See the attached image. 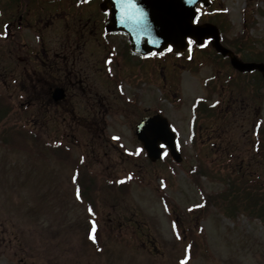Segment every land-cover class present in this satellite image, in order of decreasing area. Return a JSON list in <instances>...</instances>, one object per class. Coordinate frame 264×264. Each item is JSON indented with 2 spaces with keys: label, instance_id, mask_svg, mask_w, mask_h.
Instances as JSON below:
<instances>
[{
  "label": "rangeland",
  "instance_id": "rangeland-1",
  "mask_svg": "<svg viewBox=\"0 0 264 264\" xmlns=\"http://www.w3.org/2000/svg\"><path fill=\"white\" fill-rule=\"evenodd\" d=\"M211 9L212 18L208 20L224 28L228 40L244 28L250 39L264 40V0H217ZM257 9L261 13L256 14ZM220 11L224 16L218 20ZM245 14L253 17L247 20ZM211 52L206 58L196 54L194 62L176 61L182 83L175 92L165 89L161 80L147 72L142 110L114 109L98 119L84 112L80 99L78 103L74 100L81 119L69 115L64 125L69 124L78 142L73 145L71 163L55 161V152L47 149L43 140L37 146L38 153L12 148L8 137L25 131L17 125L38 132L47 143L48 139L58 138L63 128L48 126L45 118L31 119L23 110L15 115L11 105L6 117L10 125L4 129L5 125L0 124V264H264V223L246 214L229 218L220 207L207 203L208 197L215 196L224 185L214 175L218 154L205 142L208 137L211 142H219L216 135L230 132L225 137L237 143L233 162H247L249 147L244 139L252 130L253 111H261V107L256 104L245 113L235 110L225 117L217 111L212 119L201 113L197 129L206 133L200 130L198 150L187 132L196 100L223 98L218 92L220 80L210 82L209 87L204 84L217 61ZM212 86L218 91L210 89ZM157 110L172 121L179 133V148L185 157L181 164L168 154L159 162H150L134 133L139 115ZM114 136L119 139L115 146L130 150L135 154L133 159H121L120 149L106 145ZM92 149L96 151L90 156ZM82 156L87 158L85 165L91 172L104 171L107 178H131L132 174L136 178L120 193L105 183L90 185V191L100 187L102 201L96 211L103 216L102 221L99 216L97 220L101 224L97 245L87 238L89 219L85 208L74 200L68 181L77 165L75 160ZM196 166L198 170L191 174ZM203 171L211 177L203 176ZM163 197L168 199L167 204ZM191 242L193 253L189 251Z\"/></svg>",
  "mask_w": 264,
  "mask_h": 264
},
{
  "label": "flooded vegetation",
  "instance_id": "flooded-vegetation-1",
  "mask_svg": "<svg viewBox=\"0 0 264 264\" xmlns=\"http://www.w3.org/2000/svg\"><path fill=\"white\" fill-rule=\"evenodd\" d=\"M105 6L106 0H0V96H6L3 100L12 103L15 115L18 106V110L29 112L31 119L45 118L48 126L58 127L57 130L63 128L58 138L48 139L51 149H62L60 157L54 153L53 159L57 162L59 159L71 163L72 156L68 153L71 154L73 145H78L74 134L69 131V124L64 126L67 116H80L77 114L79 105L74 100L80 99L86 114L102 119L114 109L142 110L146 73L149 71L152 77L162 81L161 86L170 91L175 92L182 83L176 58L167 60L162 74L161 58L157 56L174 52H138L130 33L110 28L109 7ZM212 50L210 47L193 49L190 51L192 56L181 60L194 62L196 54L206 58ZM58 91H62L65 97L60 99L63 94ZM191 112L189 136L205 134L206 131L191 124L192 107ZM158 113L162 112L157 110L150 114L146 111L138 119ZM103 137L101 134L100 139ZM117 138L110 137L106 145L120 149L115 146ZM91 151L90 156L96 150ZM123 154L121 151L120 157L125 160ZM102 160L104 157L99 161L100 166ZM103 173L73 170L68 180L74 200L85 208L90 225L98 220V216L103 219L101 214H96L102 206L100 187L90 191V185L103 184L106 179L112 183L115 181L114 177L107 178ZM92 175L94 180H90ZM109 189L119 193L124 191L121 183L109 185ZM77 190L83 201L77 197ZM89 207L94 215L89 213ZM96 225L99 235L101 224Z\"/></svg>",
  "mask_w": 264,
  "mask_h": 264
},
{
  "label": "trees",
  "instance_id": "trees-1",
  "mask_svg": "<svg viewBox=\"0 0 264 264\" xmlns=\"http://www.w3.org/2000/svg\"><path fill=\"white\" fill-rule=\"evenodd\" d=\"M255 13L261 12L257 9ZM245 15L246 19L253 17V14L251 16ZM223 16V13H219L218 20ZM221 31L223 32V42L232 47L235 53L239 54L244 60L264 63V40L250 39L246 28L240 35L233 37L231 40L226 38L224 28H221ZM216 60V63L222 62L223 64L214 67L215 77L211 78L210 82L220 80L219 92L221 95L223 94V98L221 101L214 103L212 107L205 108L206 110L202 108L201 111L196 112V115L199 113L198 118L201 117L202 113L204 118L212 119L216 116L217 111L224 114V117L232 116L236 113L235 110L245 113L256 104H259L261 111L257 109L253 111L252 130L244 139L245 144L247 143L249 147L250 159L247 162H233L237 156V143L229 136L227 137L229 139L225 137L230 132L216 135V140L219 142H211L210 137L206 139V144L210 145V149L218 154L214 162L217 165L216 173H214L217 176L215 179L224 185L223 190L213 197H208L207 203L212 202L213 205L220 207L223 214L229 218L235 219L234 217L238 214H246L258 218L264 223V79L261 73L257 71L243 74L234 71L231 69L229 60L222 56L217 57ZM228 71L230 73H227ZM221 72L224 73L220 75ZM212 87L213 90L217 89L216 86ZM223 103L226 104L225 107ZM199 104H197V107L203 105L200 102ZM11 107L9 104L0 101V124L5 125L4 129L7 125H10L7 123L6 117L9 115ZM16 111L20 112L19 110ZM200 124L198 122V125ZM17 128H23V126L19 127L17 125ZM13 129L16 130L15 127ZM23 130L26 131H24V134H20L18 131V135L13 134L12 138L8 137L7 142L13 146L12 148L27 149L32 153H38V135L33 134L26 128H23ZM196 146L199 149L197 142ZM255 167L261 169L257 170ZM196 169L198 170V167H195ZM202 175L211 177L206 171H203ZM163 199L167 204L168 199L164 197Z\"/></svg>",
  "mask_w": 264,
  "mask_h": 264
},
{
  "label": "water",
  "instance_id": "water-1",
  "mask_svg": "<svg viewBox=\"0 0 264 264\" xmlns=\"http://www.w3.org/2000/svg\"><path fill=\"white\" fill-rule=\"evenodd\" d=\"M200 3L207 7L211 0H196L195 4L189 0H107L105 7L111 9L110 28L130 33L133 46H137L141 53L163 52L170 46L175 53H183L191 45L189 36L197 45H204L207 39L212 38L216 51L229 57L234 69L241 73L258 71L264 78V63L239 59L232 50L223 46L221 32L214 24H195ZM57 93L63 94L62 91ZM64 97L65 94L60 99ZM136 134L152 162L163 157V145L177 162H181L176 133L163 116L146 117L137 126Z\"/></svg>",
  "mask_w": 264,
  "mask_h": 264
},
{
  "label": "snow or ice",
  "instance_id": "snow-or-ice-1",
  "mask_svg": "<svg viewBox=\"0 0 264 264\" xmlns=\"http://www.w3.org/2000/svg\"><path fill=\"white\" fill-rule=\"evenodd\" d=\"M189 3H191V4H195V3H196V0H189ZM196 11L199 13V12H200V9L197 8ZM195 22H197V23L199 22V17H198V16L196 17ZM5 35H6V33H5ZM195 42H196V41H195L191 36H189V38H188V43H189V44H194ZM201 46H204V45H201ZM169 50L171 51V48H170ZM117 139H118V138H117ZM140 151H142V149H141ZM137 154H139V153H137ZM129 178H130V177H129ZM121 182H123V181H121ZM77 197L80 198L79 190H77ZM88 211H89V213H92V214L94 215L93 209H92L91 207L88 208ZM96 229H97L96 222L93 221V222H92L91 232H90V237H89L93 242H95L96 239H97V238H96V235H95V233H96ZM182 264H186V261H182Z\"/></svg>",
  "mask_w": 264,
  "mask_h": 264
}]
</instances>
